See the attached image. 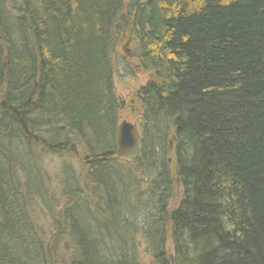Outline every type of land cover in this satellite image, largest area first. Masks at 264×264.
Here are the masks:
<instances>
[{"label":"trees","instance_id":"1","mask_svg":"<svg viewBox=\"0 0 264 264\" xmlns=\"http://www.w3.org/2000/svg\"><path fill=\"white\" fill-rule=\"evenodd\" d=\"M125 41L148 73L134 160L115 143ZM168 253L264 264V0H0V264Z\"/></svg>","mask_w":264,"mask_h":264},{"label":"rangeland","instance_id":"2","mask_svg":"<svg viewBox=\"0 0 264 264\" xmlns=\"http://www.w3.org/2000/svg\"><path fill=\"white\" fill-rule=\"evenodd\" d=\"M124 47L126 49V52H124V55L126 57L122 58L119 60L118 62V66L116 68V75L114 76V83H115V89H116V94L119 97H122V99H124L125 103L127 104V102L132 98V93L135 91V89L137 88V86L139 84H142L147 78H148V73H144V72H136L135 75H128V67L125 63V61L128 59H132L129 61H132L131 64H133V58H132V52H133V45L132 43H129L127 41L121 43V48ZM128 61V60H127ZM130 105H128V107L122 109L119 113L120 119L119 122L122 120H126L129 121L130 123L136 125L138 127V113H139V109L137 107V104H133L132 102H128ZM72 156L75 160H73L72 158H70V160H72L73 162H79V155L75 154L74 151H72ZM55 158L53 157H49L47 156L45 158V162L47 163L46 169L48 171V173H50L51 175H53V172L55 171ZM78 169V168H77ZM50 190L53 192V187H50ZM180 189L174 190L173 192V196L172 199L170 201V203H173V205L177 204V202L179 201L180 198ZM45 212V211H44ZM46 213V212H45ZM47 216V214H46ZM45 216V217H46ZM39 217L37 215V224L39 227H42L44 229L45 224L47 221V219H44L45 217ZM166 250L171 252L172 250V246H171V242L168 241V243L166 244Z\"/></svg>","mask_w":264,"mask_h":264},{"label":"water","instance_id":"3","mask_svg":"<svg viewBox=\"0 0 264 264\" xmlns=\"http://www.w3.org/2000/svg\"><path fill=\"white\" fill-rule=\"evenodd\" d=\"M116 156L119 158L134 160L139 153V132L136 126L129 121L122 120L116 130ZM73 149V145H71ZM170 264L173 263V256L168 255Z\"/></svg>","mask_w":264,"mask_h":264}]
</instances>
